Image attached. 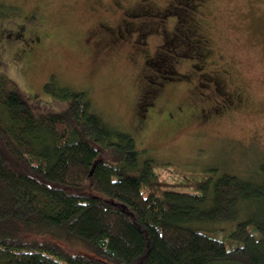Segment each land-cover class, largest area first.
Here are the masks:
<instances>
[{"label":"trees","instance_id":"16d2710c","mask_svg":"<svg viewBox=\"0 0 264 264\" xmlns=\"http://www.w3.org/2000/svg\"><path fill=\"white\" fill-rule=\"evenodd\" d=\"M200 1L147 16L173 14L183 32ZM44 89L65 107L35 112L0 73V264H264L263 160L245 175L208 167L191 191L164 188L146 148L85 91L53 76Z\"/></svg>","mask_w":264,"mask_h":264},{"label":"rangeland","instance_id":"374dc122","mask_svg":"<svg viewBox=\"0 0 264 264\" xmlns=\"http://www.w3.org/2000/svg\"><path fill=\"white\" fill-rule=\"evenodd\" d=\"M172 2L0 0V73L35 112L66 105L44 89L51 76L55 88L85 91L104 120L146 148L140 155L151 158L162 187L191 191L208 167L243 174L264 161V0H203L187 11L210 47L194 67L163 30L173 19L158 29L147 16ZM126 9L127 39L100 38L98 27L118 26ZM155 74L166 76V86L150 84ZM149 91L154 105L142 110ZM223 93L227 108L202 118L218 110Z\"/></svg>","mask_w":264,"mask_h":264},{"label":"flooded vegetation","instance_id":"af4514ba","mask_svg":"<svg viewBox=\"0 0 264 264\" xmlns=\"http://www.w3.org/2000/svg\"><path fill=\"white\" fill-rule=\"evenodd\" d=\"M202 2V0L199 2V3H201ZM181 3V2H180ZM181 5L184 7L185 6V3H181ZM132 15L131 16H138V15H136L135 13H131ZM124 15H125V17L124 18H122V19H120V22L117 24L118 26H114V27H112V26H110V25H104V26H101L100 25V27H98V30L101 32L102 30L103 31H105V32H103L102 33V37H100V38H106V39H108V40H110L108 37L110 36L112 39V41H115V40H117V41H119V40H121L122 38H123V36H125V38L127 39V33H129L131 30L128 28V24H127V9H126V11L124 12ZM173 14H171V16H172ZM171 16L170 15H166L160 22H157V27H158V29H160V28H162V26H163V24L166 22L165 21V19L168 17L169 19L171 18ZM186 21V20H185ZM185 21H184V23H183V32L182 33H180L179 32V28L177 27V26H174L173 24L171 25V27H170V31H169V28H164L163 30L165 31V32H167V33H165V34H167L168 36H169V34L170 33H173V42H177L176 44H178L177 46L180 48V49H183L182 50V55L183 56H188V55H190V57L191 58H193V59H195V60H203V57H205L206 55H207V53L205 52V50H206V47H207V43L204 41V37H195V36H193V35H195L196 33H195V31H194V29H193V27H192V25L190 24H188V23H186L185 24ZM187 22V21H186ZM160 26V27H159ZM191 26V27H190ZM103 28H105V29H103ZM185 30H187L188 32H186V33H190V39L189 38H187L186 36H184V32H185ZM107 34V36L105 35V34ZM112 33V34H111ZM109 34V35H108ZM191 49L192 50H195V54L193 55V54H191ZM196 51H198V53L196 54ZM184 52V53H183ZM200 56V57H199ZM208 56V55H207ZM198 60V61H199ZM162 61L164 62L165 60L162 58ZM165 71H167V70H165ZM164 73V72H163ZM199 75H203V76H207L208 74H204V72H199L198 73ZM161 75V76H160ZM158 74V75H154V77H155V80L154 81H152V86H154V87H156V85H159V84H161V87L162 86H166V81L165 80H167L165 77L166 76H164V75H162V74ZM209 76V79H210V77H212L211 75H208ZM162 78H164V79H162ZM211 80H212V82H213V84L214 83H220V81L219 80H217V79H215V78H211ZM206 81H204V82H202L201 83V81H200V83H198L200 86H206ZM217 88V87H216ZM147 95L148 96H144L145 98H147V99H149V102L147 103V107L148 106H150V105H153V103L151 102V101H153L152 100V96H151V91H149V92H147ZM221 101H222V104H221V106L218 108V110H215V109H213V112H211L210 114H209V111H208V114H207V116H205L204 114V116L202 117V118H204V117H208V118H212V117H215V116H217L218 114H220V113H222L223 112V110L224 109H226L227 107H225V106H227V105H229L230 104V98H223V99H220ZM147 107H145V108H143V109H147ZM204 109L202 108V109H200V111L202 112ZM146 112L147 111H145V114H141L143 117L146 115ZM221 116V115H220Z\"/></svg>","mask_w":264,"mask_h":264}]
</instances>
